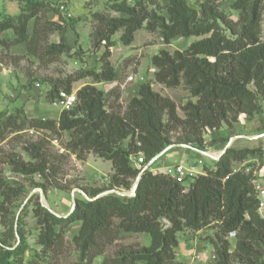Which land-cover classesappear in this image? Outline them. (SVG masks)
<instances>
[{"label": "trees", "instance_id": "16d2710c", "mask_svg": "<svg viewBox=\"0 0 264 264\" xmlns=\"http://www.w3.org/2000/svg\"><path fill=\"white\" fill-rule=\"evenodd\" d=\"M164 1L166 18L151 13L152 0H138L133 6L118 3L117 10L125 13L122 17L94 13L92 41L96 47L104 44L103 57H109L110 48L115 45L112 37L120 30V41L125 45L132 44L136 32L143 27L160 31L167 44L177 37H200L183 50L161 49L152 57L157 82L170 87L184 82L197 98L182 106L184 118L178 114L177 104L153 90L149 82L139 85L124 113L109 111L107 94L93 84L81 87L74 107L62 111L58 119L28 117L23 107L0 113L1 139L27 125L54 133L70 131L67 150L79 159L85 160L93 152L112 162L109 190H131L142 173L134 196L109 193L94 200L77 198L74 210L66 217L55 215L37 200L33 211L39 226L38 244L45 255L56 252L64 245L66 228L81 221L73 240L85 264H93L122 232L146 233L150 243L122 252L111 262L105 258L102 264H177L178 233L217 224L216 258L211 264H264V217L259 213L261 200L254 185L258 177L246 165L235 168L236 162L242 163L257 153L261 156V147L230 146L220 159L214 160L213 167H205L204 173L192 177L188 185L182 179L154 173L151 168L158 167L160 158L145 168L171 144L202 146L204 130L220 129L223 124L231 128L241 114L252 118L264 113V0L233 1L230 6L239 12L238 18L220 9L218 0H204L198 8L187 0ZM41 8L31 3L17 17L0 19V33L12 30L11 45L24 44L28 54L40 61L46 56L56 60L71 49L64 36L60 42L42 49L43 36L36 24L29 31L31 20L38 18ZM90 75L98 81H113L118 76L106 60L98 73L86 71L69 77L64 89L70 92L72 82ZM57 91L59 86L54 84L51 99ZM260 129L264 131V118ZM178 131L181 133L174 141L172 134ZM32 149L39 151L40 143H34ZM141 154L144 162L137 164L135 158ZM33 158L40 159V153L33 154ZM21 169L45 174L46 167L44 163H23ZM0 190L4 203L10 205L13 196L22 191L19 187L10 188L2 177ZM84 190L93 198L105 188ZM6 212H2L5 231L0 236V264H37L36 260L27 259L31 247L20 219L8 218ZM231 232H235L237 240L234 253L227 238Z\"/></svg>", "mask_w": 264, "mask_h": 264}, {"label": "rangeland", "instance_id": "374dc122", "mask_svg": "<svg viewBox=\"0 0 264 264\" xmlns=\"http://www.w3.org/2000/svg\"><path fill=\"white\" fill-rule=\"evenodd\" d=\"M137 1L0 0V19L17 17L28 4H39L42 7L41 11L36 20H31L29 31L32 32L33 26L36 24L43 36L40 43L42 49L48 48L52 43L60 42L63 36L71 48L58 55L56 60H50L46 56L40 61L29 55L28 51L13 54L11 49L18 45L10 43L14 38L13 31L7 30L0 33V113L7 114L16 108L23 107L28 117L33 114L40 118L56 119L57 112H60V108L57 109L53 106L57 93L53 99L50 98L54 84L59 86V90L64 89L72 75L86 71L98 73L102 70L104 62L108 60L123 79L133 73L142 75L145 78L144 83H151L153 90L171 98L177 104L178 114L184 118L182 106L189 100L196 101L197 98L192 96L184 82L176 87L157 82L155 79L157 69L152 63V57L158 54L161 49L171 52L176 49L183 50L200 37H177L167 44L160 31H149L143 27L136 32L132 44L125 45L120 41L122 32L120 30L112 37L115 45L110 48L109 57H103L106 49L104 44L100 47L93 44L91 33L96 23L93 17L94 13L122 17L125 13L117 10L118 3L125 2L129 6H133ZM187 1L192 7L198 8L204 0ZM233 1L235 0H218L217 4L231 17L238 18L239 12L231 9L230 6ZM62 5L65 6L66 11L61 10ZM166 8L167 4L164 0H152V3L149 4L152 14L164 18L168 16ZM44 32L45 34H43ZM261 39L264 41V9L261 21ZM4 40L7 41V44L3 43ZM88 84H93L105 91L107 94L106 107L109 111L124 113L130 99L136 94V92H130L129 89L122 92L118 87L113 88L111 81H98L92 75L72 82L71 91L77 93L81 87ZM22 98H27V104ZM263 118L264 113L252 118L241 114L238 120V122H242L240 130L236 128L238 122L233 123L231 128L223 124L220 129L204 130L202 146L194 147L185 144L186 147H183L182 143L171 144L172 147L169 145L170 149L160 157L157 166L173 165L182 161L187 166L197 165L200 172H203L205 167H213L215 159L203 154L202 151L215 155L222 151L229 140L233 138L231 146L262 148L261 156L257 153L242 163L236 162L235 168L239 169L246 165L249 169H254L259 181L264 184V131L260 129ZM30 127L29 125L25 126L20 130L23 131L21 134L18 133L19 131H13L16 132L13 135L11 134L13 132H8L5 147L0 149V177L10 188L19 187L22 189L20 195L13 196L12 205L4 203L5 196L0 190V236L5 231L2 212L7 211L8 218L20 219L21 227L31 247L26 254L27 259H34L37 264H85L86 261L82 260L81 252L73 240L79 233L81 221L74 222L66 228L64 245L59 250L45 255L42 247L38 244L39 226L33 209L36 201L42 203L43 198L46 209H50L60 217L68 216L72 210L73 198L75 200L77 198L87 199L86 196H89L85 192V188L100 187L105 188L104 191L109 190L113 173L112 162L93 152H90L85 160L79 159L76 154L67 150L72 136L70 131L51 132L47 138H40L33 142L24 132ZM239 131H243L245 134H239ZM180 133L181 131L173 132L172 139L175 141ZM223 133H226L224 135L227 136L222 137ZM54 137L58 139L60 146L66 149L64 154L59 153L58 146L53 145L50 141ZM34 143H40L39 151L32 149ZM35 153H40V159L43 161L33 158ZM23 163H32L33 165L44 163L45 174L26 173L21 169ZM119 189L125 192L130 191ZM259 213L262 215V212L259 211ZM15 229L17 230V223ZM217 231V224H210L199 231L184 229L179 232V245L175 249L176 263L190 262L192 255L195 252H200L202 259L193 262V264H211L212 256L215 253L214 242L217 240ZM147 236L145 233L122 232L113 244L105 248L103 255L95 258L93 264H102L105 258L111 262L122 255V252L148 245L150 240ZM227 238L230 241V251L234 253L236 237L228 235ZM17 239L19 240L18 234ZM141 263L144 264V262Z\"/></svg>", "mask_w": 264, "mask_h": 264}, {"label": "built area", "instance_id": "2783aa9c", "mask_svg": "<svg viewBox=\"0 0 264 264\" xmlns=\"http://www.w3.org/2000/svg\"><path fill=\"white\" fill-rule=\"evenodd\" d=\"M62 11H66L65 6H61ZM70 16V14H69ZM145 78L138 74L133 73L130 75H127L124 79L121 76H117V78L113 81H111L114 84V87H118L120 91L125 92L129 89L130 92L134 93L137 92V89L140 84L144 83ZM77 102V93L74 91L68 92L65 89H60L57 93L56 99L53 102V106L55 108H60V113L65 110H70L74 107V105ZM46 117H43L45 119ZM28 138L32 139L31 141L35 142L38 141L40 138H47L48 135H50V130H47L43 127H30L29 129L24 131ZM16 133H11L12 135ZM18 133H23V131H19ZM10 134V135H11ZM6 136L4 139L0 138V149L5 147L6 144ZM53 145L58 146L57 150L59 153L64 154L66 152V149L62 146H60L59 141L57 138H53L50 140ZM137 164H141L144 162V156L141 154L138 158H135ZM150 163V162H149ZM149 163L147 165H149ZM146 165V166H147ZM151 170L154 173H164L167 175H170L174 178H177L179 180H183V183L189 184L192 177L197 176L199 174H203L204 172H200L197 165H184V163H177L173 165H164L162 167L157 168H151ZM189 180V181H188ZM254 185L256 192L258 194V197L260 198V207L259 211L262 212V216L264 217V184L259 181V179L254 180ZM229 235L235 236V232H231ZM213 260L216 258V254L212 256ZM202 259V254L194 253L191 257V261H185L181 264H193V262L200 261Z\"/></svg>", "mask_w": 264, "mask_h": 264}, {"label": "water", "instance_id": "95a60500", "mask_svg": "<svg viewBox=\"0 0 264 264\" xmlns=\"http://www.w3.org/2000/svg\"><path fill=\"white\" fill-rule=\"evenodd\" d=\"M264 135V134H263ZM232 141H233V138H231L230 140H229V143L227 144V146L222 150V151H220L219 153H217V154H211V153H209V152H206V151H202V153L203 154H205V155H207V156H209V157H211V158H213V159H215V160H218V159H220V157H221V155L227 150V148H229L230 146H231V143H232ZM171 146V145H170ZM170 146L169 147H167V148H165L162 152H160L156 157H154L151 161H150V163H149V165H147V166H145V168H149L157 159H159L164 153H166L169 149H170ZM181 146H183V147H186V145L185 144H181ZM172 147V146H171ZM189 148H192V147H190V146H188ZM141 176H142V173H140L139 174V176L137 177V179L135 180V182H134V184H133V186H132V188H131V190L129 191V192H125V191H123V190H121V189H118V188H114V189H112V190H107V191H104V192H101L100 194H98L97 196H95V197H93V198H91V197H89V196H86L87 197V199L88 200H94V199H96V198H98V197H101V196H103V195H106V194H109V193H116L117 195H120V196H125V197H132V196H134L135 194H136V190H137V187H138V184H139V181H140V179H141ZM74 197V196H73ZM43 201H44V199L42 198V205L44 206V207H46V205L43 203ZM75 203H76V200H75V198H73V204H72V210L70 211V213L74 210V208H75ZM49 211L50 212H52V213H54L53 211H51L50 209H49ZM69 213V214H70ZM55 215H57L56 213H54ZM57 216H59V215H57Z\"/></svg>", "mask_w": 264, "mask_h": 264}, {"label": "crops", "instance_id": "0c3cea01", "mask_svg": "<svg viewBox=\"0 0 264 264\" xmlns=\"http://www.w3.org/2000/svg\"><path fill=\"white\" fill-rule=\"evenodd\" d=\"M189 38H191V37H189ZM27 51V48L25 47V45L24 44H18L17 46H15V47H13L12 49H11V52L14 54V53H25ZM113 88H114V84H113ZM23 100H24V103H26V100H27V98H22ZM27 104V103H26ZM26 112L27 113H29L27 110H26ZM57 116H56V119H58V117L60 116V112H57ZM30 116H33V117H36L35 115H33V114H31ZM29 116V117H30ZM239 124V125H238ZM236 128H237V130H240V128H242V122L240 123V122H238L237 124H236ZM245 132H247V131H245ZM245 134L243 131H239V134ZM224 134H226V133H223V134H221V136L222 137H226L227 135H224ZM246 137H251V136H246ZM182 161H179V162H177V163H181ZM177 163H174V164H177ZM182 163H184V162H182ZM172 164V163H171ZM131 234H133V233H131ZM145 235L147 236L148 234H146L145 233ZM149 236V235H148ZM147 236V238H149V240H150V237H148Z\"/></svg>", "mask_w": 264, "mask_h": 264}]
</instances>
